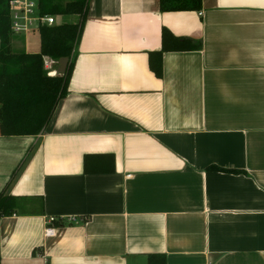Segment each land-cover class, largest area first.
I'll use <instances>...</instances> for the list:
<instances>
[{"label":"crops","instance_id":"0c3cea01","mask_svg":"<svg viewBox=\"0 0 264 264\" xmlns=\"http://www.w3.org/2000/svg\"><path fill=\"white\" fill-rule=\"evenodd\" d=\"M74 52L45 127L0 131V192L35 208L0 264H264V0H88Z\"/></svg>","mask_w":264,"mask_h":264},{"label":"trees","instance_id":"16d2710c","mask_svg":"<svg viewBox=\"0 0 264 264\" xmlns=\"http://www.w3.org/2000/svg\"><path fill=\"white\" fill-rule=\"evenodd\" d=\"M161 11L198 10L201 0H159ZM44 13L55 16L75 15L76 22H61L39 28L37 52L13 51L10 30L9 0H0V131L2 135H36L50 120L59 100L67 93L74 59V45L86 16L88 0H70L62 7L54 0H39ZM58 61L68 58L63 74L48 75L43 58ZM157 76L160 62H152ZM23 198L0 192V217L14 213L32 214Z\"/></svg>","mask_w":264,"mask_h":264},{"label":"built area","instance_id":"2783aa9c","mask_svg":"<svg viewBox=\"0 0 264 264\" xmlns=\"http://www.w3.org/2000/svg\"><path fill=\"white\" fill-rule=\"evenodd\" d=\"M9 19L10 30L15 36H25L34 31H39L41 26L54 25L56 23L55 15L44 13L40 9L39 0H9ZM58 61L49 57L43 58V64L47 74L52 76L56 74L54 69ZM56 217H49L45 227V235H54L52 224L58 221Z\"/></svg>","mask_w":264,"mask_h":264},{"label":"rangeland","instance_id":"374dc122","mask_svg":"<svg viewBox=\"0 0 264 264\" xmlns=\"http://www.w3.org/2000/svg\"><path fill=\"white\" fill-rule=\"evenodd\" d=\"M67 1L70 0H54V2L58 5V6H63ZM56 17V21L58 23H63V22H71L73 20L76 19L75 15H60V16H55ZM16 39V37L12 39V42ZM25 40H26V50L29 52H33L36 51L38 49V45H39V32L38 31H34L32 33H29L25 36ZM18 50H22L21 48H17V47H13V51L18 52ZM59 63H57L54 67V69L56 70L58 67Z\"/></svg>","mask_w":264,"mask_h":264},{"label":"water","instance_id":"95a60500","mask_svg":"<svg viewBox=\"0 0 264 264\" xmlns=\"http://www.w3.org/2000/svg\"><path fill=\"white\" fill-rule=\"evenodd\" d=\"M58 67L56 69V74H63L65 73L67 66H68V58L67 57H62L58 60Z\"/></svg>","mask_w":264,"mask_h":264}]
</instances>
